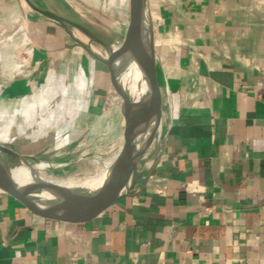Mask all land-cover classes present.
Instances as JSON below:
<instances>
[{
	"label": "crops",
	"instance_id": "1",
	"mask_svg": "<svg viewBox=\"0 0 264 264\" xmlns=\"http://www.w3.org/2000/svg\"><path fill=\"white\" fill-rule=\"evenodd\" d=\"M105 7L93 18L124 34L130 0L116 16ZM148 10L161 113L128 194L74 220L0 192V264H264V0H148ZM20 27L34 47L25 67ZM71 42L25 0H0V143L72 162L53 172L93 156L74 153L105 103L114 156L124 140L108 67Z\"/></svg>",
	"mask_w": 264,
	"mask_h": 264
},
{
	"label": "water",
	"instance_id": "2",
	"mask_svg": "<svg viewBox=\"0 0 264 264\" xmlns=\"http://www.w3.org/2000/svg\"><path fill=\"white\" fill-rule=\"evenodd\" d=\"M25 1L71 37L72 42L67 44L68 47L81 46L89 55L106 64L112 83L121 97L124 140L106 173L93 180L90 186L85 183L68 190L50 183L42 169L54 171L72 162L55 165L0 143V192L19 195L34 208L50 216L88 219L128 194L135 166L148 147L140 143V139L153 119L158 124L160 117L162 95L156 77L148 0H130L129 21L124 34L99 19L89 20L65 0H42L43 4L34 0ZM93 41L101 46L102 53L94 48ZM126 54L134 57L149 84V89L139 99L131 96L118 79L114 62ZM15 170L26 171L20 181L14 176ZM45 191L55 195L53 200L44 201Z\"/></svg>",
	"mask_w": 264,
	"mask_h": 264
},
{
	"label": "rangeland",
	"instance_id": "3",
	"mask_svg": "<svg viewBox=\"0 0 264 264\" xmlns=\"http://www.w3.org/2000/svg\"><path fill=\"white\" fill-rule=\"evenodd\" d=\"M71 7L79 14L87 17L93 18V15H100V10H102L105 6L107 11L104 13L116 16L118 13V5L120 0H65ZM111 4V6H110ZM104 5V6H103ZM97 12V13H96ZM93 15H92V14ZM105 17H103V20ZM19 25L16 26V28ZM23 33V32H22ZM93 44L96 47L101 48V46L93 41ZM120 101L121 97L118 96ZM59 96L53 97V99L49 103V108H59L62 103L59 100ZM107 100V99H106ZM109 102V100H107ZM121 105V102H120ZM111 107L109 103H105L104 109L102 110V115L98 116L94 121H92L93 129H88L84 131L81 139L78 141L79 146L78 150L74 153V155H85L92 156L82 162H79L73 169H66L61 172H53L48 169H42V172L48 176H57L64 178L66 181H73L77 184V187L84 185L86 182H91L100 175H96V160H100L101 162L107 163L111 162L114 156V144L113 138L116 134V127L114 126L112 120ZM114 108L116 106L113 105ZM117 107L119 105L117 104ZM106 113V114H105ZM90 124V122H88ZM81 144V145H80ZM93 166V167H92ZM87 177V178H86Z\"/></svg>",
	"mask_w": 264,
	"mask_h": 264
},
{
	"label": "bare ground",
	"instance_id": "4",
	"mask_svg": "<svg viewBox=\"0 0 264 264\" xmlns=\"http://www.w3.org/2000/svg\"><path fill=\"white\" fill-rule=\"evenodd\" d=\"M19 30L23 31L22 33V43H26L29 39L28 34L26 31L23 30L22 27L19 28ZM115 67L118 70V79L124 86V89L129 92L131 96H133L136 99H139L142 95H144L145 91L149 89L148 81L143 74L140 66L134 59V57L130 54H126L120 58H117L114 62ZM157 127V121L153 119L152 123L148 126L146 133L143 134V137L140 139V143L146 144L148 147L153 143L154 136H152V133L156 130ZM96 170L97 173L100 175H103L107 172L111 162H101L100 160H96ZM41 167H43V164H41ZM93 167V166H92ZM25 170H15L14 176L19 181L21 180V177L23 176ZM26 172V171H25ZM50 183L53 185L60 187L64 190L68 189H74L76 188L77 184L73 181H66L64 178L57 177V176H48L46 177ZM87 178V177H86ZM2 182V179L0 177V183ZM91 182H86L87 186H90ZM81 187V186H79ZM55 195H52L50 192H43V198H54Z\"/></svg>",
	"mask_w": 264,
	"mask_h": 264
},
{
	"label": "built area",
	"instance_id": "5",
	"mask_svg": "<svg viewBox=\"0 0 264 264\" xmlns=\"http://www.w3.org/2000/svg\"><path fill=\"white\" fill-rule=\"evenodd\" d=\"M24 48L22 50H18L16 55L20 58V62L18 63L19 67H25L30 63V58L34 51V47L30 45L29 39L26 43H23Z\"/></svg>",
	"mask_w": 264,
	"mask_h": 264
}]
</instances>
